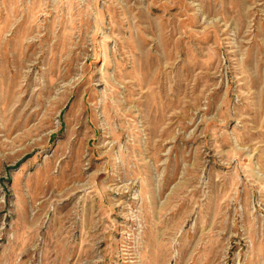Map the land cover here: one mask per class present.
<instances>
[{
	"label": "rangeland",
	"instance_id": "374dc122",
	"mask_svg": "<svg viewBox=\"0 0 264 264\" xmlns=\"http://www.w3.org/2000/svg\"><path fill=\"white\" fill-rule=\"evenodd\" d=\"M0 264H264V0H0Z\"/></svg>",
	"mask_w": 264,
	"mask_h": 264
}]
</instances>
